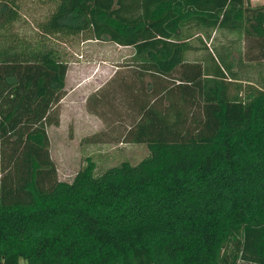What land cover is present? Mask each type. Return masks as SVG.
I'll use <instances>...</instances> for the list:
<instances>
[{
	"label": "trees",
	"instance_id": "trees-1",
	"mask_svg": "<svg viewBox=\"0 0 264 264\" xmlns=\"http://www.w3.org/2000/svg\"><path fill=\"white\" fill-rule=\"evenodd\" d=\"M47 1L26 37L14 30L19 5L0 0V264H264V88L247 85L242 97L221 54L185 57L190 29L242 31L264 45V4ZM80 34L132 48L141 78L160 82L87 98L101 119L121 101L127 116L110 115L128 119L124 138L148 154L99 175L86 156L67 182L46 130L58 125L68 68L52 40Z\"/></svg>",
	"mask_w": 264,
	"mask_h": 264
},
{
	"label": "rangeland",
	"instance_id": "rangeland-1",
	"mask_svg": "<svg viewBox=\"0 0 264 264\" xmlns=\"http://www.w3.org/2000/svg\"><path fill=\"white\" fill-rule=\"evenodd\" d=\"M14 1L19 5V18L14 23V30L26 37L33 36L37 22L43 20L52 9V2L47 0ZM250 4L261 5L264 4V0H250ZM190 33L191 50L186 53L187 60L193 62L208 60V52L211 50L216 56L219 54L223 56L227 53V44H229L227 33L217 31L208 36L196 29H190ZM52 43L68 64L65 95L54 107V112L58 115V125L46 127L49 137V154L56 168L57 179L70 182L79 168L85 164L86 156H90L95 162V175L101 174L106 168L122 160H128L133 164L139 162L148 154V149L144 144L131 143L127 141V137L124 138L130 124L127 123V118L117 120V116H122L125 112L124 106L120 105L121 101L118 102L112 98L114 106L108 107L109 110L104 112L105 119L90 114L91 103L88 100V105L86 104L87 98L94 94V88L100 83L107 82L111 76L113 69L109 66L115 61L125 62L129 49H119L112 42L89 39L84 34L71 37L63 42L52 40ZM228 56L229 54L227 58L230 60L233 58L232 61H236V53ZM232 64L236 70L237 63L232 62ZM256 73L258 76L256 84L264 88V55ZM225 75L228 83H234L233 91L236 90V84H239V95L243 97L244 89L247 87L245 82L237 81L240 80L239 76L231 78L227 71ZM113 112H116L117 116L110 115ZM94 134L97 135L92 137ZM1 164L0 156V176L3 173Z\"/></svg>",
	"mask_w": 264,
	"mask_h": 264
},
{
	"label": "crops",
	"instance_id": "crops-1",
	"mask_svg": "<svg viewBox=\"0 0 264 264\" xmlns=\"http://www.w3.org/2000/svg\"><path fill=\"white\" fill-rule=\"evenodd\" d=\"M220 31L227 33L226 35H227L229 44H227V48H228L227 53L223 55V59L225 62L231 64L232 71L234 72L233 77L238 78L239 76L240 80L236 79L237 81H243L245 82L246 85H254L258 87V85L256 84V80L258 79L256 70H258L260 67V63H261L263 52H264V45H262L261 40L255 35H250V34L245 35L242 31L239 33L227 31V30H220ZM213 32H217V31H212L211 33ZM116 46L119 49H129L128 50L129 55L126 56L127 59L125 62L115 61L113 65L109 66L111 69H113L111 76L107 79V82H105L104 84L100 83L98 87L94 88L93 90L94 93L98 92L99 90L106 89L107 92H111V93L115 92L119 96L120 95L127 96L128 95L127 91L125 89H122L121 87H118V85L121 86L123 84H127V85H132V88H135L129 91V94L131 95H135L137 93L144 94V93L150 92V91H147V89L153 86L159 85V82H160V80H158L159 78H156L152 82L151 76L149 75V71L148 73L143 74V78H141V76L139 75V71H137L138 67L136 65H132V63L129 62V58L133 53L132 48L128 46H121V45H116ZM211 51L208 52V56H207L208 60H210L209 54L216 58V55L214 54V52L213 51L211 52ZM234 53L237 54L235 58L236 59L235 62L237 63L236 70H235L234 65L232 64V62L235 63L234 61H232L233 58L230 57L232 60L227 58V54H229L230 56ZM154 95L156 96L159 94H154ZM90 114H93L99 117L98 115L94 113H90ZM126 116H127V113L123 112L122 117L125 118Z\"/></svg>",
	"mask_w": 264,
	"mask_h": 264
},
{
	"label": "built area",
	"instance_id": "built-area-1",
	"mask_svg": "<svg viewBox=\"0 0 264 264\" xmlns=\"http://www.w3.org/2000/svg\"><path fill=\"white\" fill-rule=\"evenodd\" d=\"M17 264H26V262L23 260H20Z\"/></svg>",
	"mask_w": 264,
	"mask_h": 264
}]
</instances>
